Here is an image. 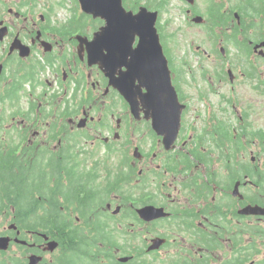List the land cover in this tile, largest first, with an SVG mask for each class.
I'll return each mask as SVG.
<instances>
[{
  "label": "flooded vegetation",
  "instance_id": "flooded-vegetation-1",
  "mask_svg": "<svg viewBox=\"0 0 264 264\" xmlns=\"http://www.w3.org/2000/svg\"><path fill=\"white\" fill-rule=\"evenodd\" d=\"M176 1L122 0L143 24L155 13L165 59L154 72V34L151 70L139 56L144 29L89 65L105 21L77 0H0V104L20 123L0 137V180L12 188L0 193L10 240L0 264H137L162 252L159 264H264V215L246 210L264 208V125L253 122L264 109V0ZM192 22L207 40L173 54L171 33ZM52 205L63 229L18 227Z\"/></svg>",
  "mask_w": 264,
  "mask_h": 264
},
{
  "label": "water",
  "instance_id": "water-1",
  "mask_svg": "<svg viewBox=\"0 0 264 264\" xmlns=\"http://www.w3.org/2000/svg\"><path fill=\"white\" fill-rule=\"evenodd\" d=\"M81 4V8L86 12L93 15V17H100L106 19V26L100 29V31H97L94 34V38L91 42L93 46H100L102 48H106L108 51V54L115 51L116 47H119L121 45H126L125 35L128 33L125 28L123 27L118 21H122L123 25L130 24L131 27H137L135 23H132L131 17L129 14L125 13L122 5L121 0H79ZM136 29H144L147 33L146 37H149V33L145 26H141L140 28ZM142 40V38H141ZM148 40V46L146 50L139 54V56L145 55L146 56V63L148 64L149 70V63L151 60L148 58V48L152 44L151 38H147ZM101 50V49H100ZM97 51H90L88 60L92 63H95L92 61L93 57H95V53ZM158 56L159 59H161V52L160 49L158 50ZM153 62L156 64L154 67V72L159 71V61L155 58ZM96 63H99V60H96ZM101 63V60H100ZM149 72V71H147ZM148 85L149 89V83H146ZM171 113H174V109L171 110ZM178 120V119H176ZM247 212L250 214H257V215H264V208H261L259 206H247L246 208ZM245 210V211H246ZM8 239L7 238H0V249H7L8 248ZM163 242L161 239H154L152 245L148 248L155 249L158 248L159 245ZM56 245L55 242H50L49 246L50 248H53ZM41 258L36 255H30L29 256V263L28 264H37ZM121 260H126V258H122Z\"/></svg>",
  "mask_w": 264,
  "mask_h": 264
},
{
  "label": "rangeland",
  "instance_id": "rangeland-1",
  "mask_svg": "<svg viewBox=\"0 0 264 264\" xmlns=\"http://www.w3.org/2000/svg\"><path fill=\"white\" fill-rule=\"evenodd\" d=\"M176 5H181L180 1L177 0ZM179 19H181V17H178ZM176 23H178V21H174ZM195 25H185L182 26V35L181 38L177 35V32H173L171 33L172 37L171 40L168 39L167 41V45L170 48V50L172 51L173 54H179L182 53L183 50L186 51H194L195 49V45H197L198 43H200L201 40L206 39L205 37H202V35H204L206 33L205 31V27L201 26L195 22H192ZM173 27V25H172ZM203 30V31H202ZM202 34V35H201ZM207 40V39H206ZM204 41V40H203ZM206 44V42H205ZM191 52V51H190ZM198 53H201V51H199ZM101 57V52H97L95 54V57H93L92 61L96 62V60H99ZM88 64H93L90 63V61L88 62ZM94 74L96 75V72L94 71ZM43 79H47L50 82H53L55 79V76L52 74H47L43 77ZM55 101H57V98L54 99ZM105 100V99H104ZM109 100V99H108ZM102 101L99 99V102ZM106 101V100H105ZM21 102L22 100L19 101V106L21 108ZM10 112L12 114L13 109H9V107L7 105H4V103L0 104V115L2 116L0 118V137L3 138L4 143L8 142L7 139H5L4 136V132L5 130L7 131L8 129H6V126L8 125H14L17 124L18 126L20 125L19 123V118H17L14 122H7V120L5 119L7 113ZM18 117H20V115H18ZM3 118V120H2ZM65 120L64 118H62L59 123H63ZM254 125L255 126H263L264 125V109L260 110V112L254 117L253 119ZM81 145H84V149H91V145L89 146L88 143L81 141L80 142ZM94 148H101V145L99 143L96 142V146H94ZM9 149V148H8ZM7 149V150H8ZM7 217L8 215L6 214L5 216L0 215V231L4 228L7 227ZM261 228L264 227V223L260 224ZM253 228V226H252ZM253 230V229H252ZM140 239L142 240L143 238H145V234L144 233H140ZM139 245H141L142 243L138 240ZM14 251H11V253H13ZM144 259L148 262L154 261V264H159L162 261H166V258L169 257L168 254L164 255V253H160L157 255H152V254H145Z\"/></svg>",
  "mask_w": 264,
  "mask_h": 264
},
{
  "label": "trees",
  "instance_id": "trees-1",
  "mask_svg": "<svg viewBox=\"0 0 264 264\" xmlns=\"http://www.w3.org/2000/svg\"><path fill=\"white\" fill-rule=\"evenodd\" d=\"M15 175V173H14ZM13 173H11V176H14ZM2 180H0V193L3 196H6L8 193H10L12 191L11 186H6L4 184H1ZM5 183V182H4ZM16 207V204H14ZM37 204L34 202L33 206L35 207ZM55 205H52L50 208H43V212L42 214H37V218L35 220H31V219H26L27 221L20 219H17V224L20 228H34V229H38L40 227V230H43V232L46 233H52L53 232V228L56 226H59L61 229H63V225L65 224L66 220L65 219H59L56 221H53V215H54V211L56 208L54 207ZM39 207H41V205H37L34 209H38ZM9 208L8 204H1L0 203V214L2 212H4V209ZM20 207H16V210L19 209ZM22 210V208H20ZM26 209H29L28 207H26ZM36 209V210H37ZM35 210V211H36ZM41 217V218H40ZM65 230V229H64ZM139 256V255H138ZM137 256V257H138ZM141 259L138 260L137 258V264H150L149 262H147L144 257L139 256ZM82 261H84L82 259ZM11 262V261H10ZM5 264V262H4ZM10 264H14L13 262H11ZM16 264H20L19 262H16Z\"/></svg>",
  "mask_w": 264,
  "mask_h": 264
}]
</instances>
